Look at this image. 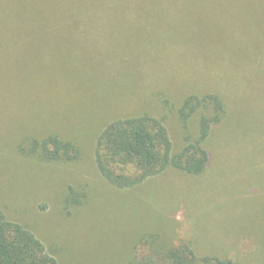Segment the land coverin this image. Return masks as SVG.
Wrapping results in <instances>:
<instances>
[{
    "label": "rangeland",
    "instance_id": "obj_1",
    "mask_svg": "<svg viewBox=\"0 0 264 264\" xmlns=\"http://www.w3.org/2000/svg\"><path fill=\"white\" fill-rule=\"evenodd\" d=\"M88 9L52 33L0 28V212L57 264H152L179 244L264 264V0H94ZM196 93H217L226 109L204 173L167 167L121 189L99 174L92 145L103 118L162 117L177 152L208 111L183 128L177 108ZM49 134L78 143L80 158H39L31 140Z\"/></svg>",
    "mask_w": 264,
    "mask_h": 264
},
{
    "label": "trees",
    "instance_id": "obj_2",
    "mask_svg": "<svg viewBox=\"0 0 264 264\" xmlns=\"http://www.w3.org/2000/svg\"><path fill=\"white\" fill-rule=\"evenodd\" d=\"M91 4L94 0H0V16L5 14L6 17L0 28L3 26L4 34L9 37L13 30L26 35L52 33L60 26V19H77L87 15L88 5ZM13 20L18 24L14 29L11 28ZM11 44L7 40L3 47ZM223 100L217 93L184 96L177 108L183 128L199 110H208V113L199 116L197 134L190 136L186 133L185 143L177 152L172 151V142L162 117L141 111L106 121L107 115L93 136L95 167L109 184L120 189L137 185L167 167L190 175H201L210 161L206 142L214 135V128L220 127L226 117ZM30 146L31 151L44 160L75 161L81 156L78 143L55 134L40 140L33 139ZM150 262L229 264L210 257H197L187 245L181 244L169 249L159 260L150 259ZM0 264H57V261L28 228L6 219L0 212Z\"/></svg>",
    "mask_w": 264,
    "mask_h": 264
}]
</instances>
